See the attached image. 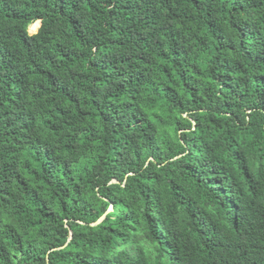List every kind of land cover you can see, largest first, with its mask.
<instances>
[{"label": "trees", "instance_id": "1", "mask_svg": "<svg viewBox=\"0 0 264 264\" xmlns=\"http://www.w3.org/2000/svg\"><path fill=\"white\" fill-rule=\"evenodd\" d=\"M0 264H264V0H0Z\"/></svg>", "mask_w": 264, "mask_h": 264}, {"label": "rangeland", "instance_id": "2", "mask_svg": "<svg viewBox=\"0 0 264 264\" xmlns=\"http://www.w3.org/2000/svg\"><path fill=\"white\" fill-rule=\"evenodd\" d=\"M38 26V25H37ZM39 26H40V22H39ZM28 33L29 34H35L36 33V31H34V30H32L31 28H30V26L28 27Z\"/></svg>", "mask_w": 264, "mask_h": 264}, {"label": "bare ground", "instance_id": "3", "mask_svg": "<svg viewBox=\"0 0 264 264\" xmlns=\"http://www.w3.org/2000/svg\"><path fill=\"white\" fill-rule=\"evenodd\" d=\"M35 26V27H34ZM30 28L34 31L37 30V23L30 25Z\"/></svg>", "mask_w": 264, "mask_h": 264}, {"label": "snow or ice", "instance_id": "4", "mask_svg": "<svg viewBox=\"0 0 264 264\" xmlns=\"http://www.w3.org/2000/svg\"><path fill=\"white\" fill-rule=\"evenodd\" d=\"M39 22H37V24H38ZM35 27V26H34Z\"/></svg>", "mask_w": 264, "mask_h": 264}]
</instances>
